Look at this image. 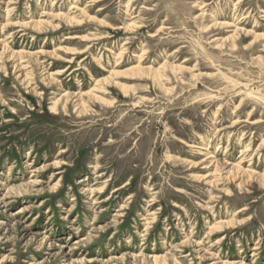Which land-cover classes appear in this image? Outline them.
<instances>
[{
	"label": "rangeland",
	"instance_id": "rangeland-1",
	"mask_svg": "<svg viewBox=\"0 0 264 264\" xmlns=\"http://www.w3.org/2000/svg\"><path fill=\"white\" fill-rule=\"evenodd\" d=\"M0 264H264V0H0Z\"/></svg>",
	"mask_w": 264,
	"mask_h": 264
},
{
	"label": "bare ground",
	"instance_id": "bare-ground-1",
	"mask_svg": "<svg viewBox=\"0 0 264 264\" xmlns=\"http://www.w3.org/2000/svg\"><path fill=\"white\" fill-rule=\"evenodd\" d=\"M239 170V169H238ZM236 171H237V169H236ZM154 262H156V261H154ZM157 262H158V260H157Z\"/></svg>",
	"mask_w": 264,
	"mask_h": 264
}]
</instances>
